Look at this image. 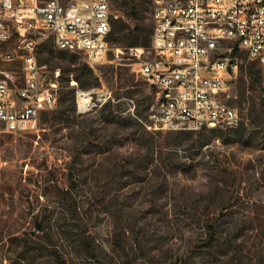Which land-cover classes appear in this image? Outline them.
I'll return each instance as SVG.
<instances>
[{
	"label": "rangeland",
	"instance_id": "obj_1",
	"mask_svg": "<svg viewBox=\"0 0 264 264\" xmlns=\"http://www.w3.org/2000/svg\"><path fill=\"white\" fill-rule=\"evenodd\" d=\"M111 11L117 40L93 67L49 32L26 33L46 82L59 70L56 104L33 129L0 125V264H264L260 66L233 55L221 99L234 127L156 128V88L115 50L150 44L152 0H115ZM18 37L11 27L0 45L15 100L22 64L2 54ZM83 65L93 72L86 89L71 72ZM79 90L93 95L88 111Z\"/></svg>",
	"mask_w": 264,
	"mask_h": 264
},
{
	"label": "built area",
	"instance_id": "obj_2",
	"mask_svg": "<svg viewBox=\"0 0 264 264\" xmlns=\"http://www.w3.org/2000/svg\"><path fill=\"white\" fill-rule=\"evenodd\" d=\"M115 0H0V45L16 28L20 37L2 59L21 61L22 86L10 98L12 73L1 71L0 125L7 131L36 127L42 111L56 104L59 70L46 82L44 65L35 56L36 41L26 35L47 31L58 49L79 52L90 67L113 49L109 40ZM118 1V0H117ZM226 45V52H218ZM244 51L264 78V0H152L149 47L115 48L157 90L156 128L197 131L210 122L237 119L222 101L227 75L236 67L233 50ZM177 95V102H170ZM78 110L91 109L89 91L79 90ZM264 101V86H262Z\"/></svg>",
	"mask_w": 264,
	"mask_h": 264
},
{
	"label": "trees",
	"instance_id": "obj_3",
	"mask_svg": "<svg viewBox=\"0 0 264 264\" xmlns=\"http://www.w3.org/2000/svg\"><path fill=\"white\" fill-rule=\"evenodd\" d=\"M116 24L113 23V29H111L110 33H109V40L110 42H115L117 40V37L115 36L117 32V30L115 29ZM150 43V41H149ZM149 45V44H148ZM148 45H141V46H145L147 47ZM237 52L236 48H234L233 50V55ZM61 59L62 57L59 56ZM73 63V62H70ZM71 72L73 73L74 78L77 80V82L79 83V87L82 89H86L87 87H89V85H94L93 82L90 81V79H93V72L92 70L87 66V65H83L80 68H74L71 70ZM249 77L253 76V73L250 71L249 74H247ZM212 132H216V129H211ZM233 131H236L233 130Z\"/></svg>",
	"mask_w": 264,
	"mask_h": 264
},
{
	"label": "bare ground",
	"instance_id": "obj_4",
	"mask_svg": "<svg viewBox=\"0 0 264 264\" xmlns=\"http://www.w3.org/2000/svg\"><path fill=\"white\" fill-rule=\"evenodd\" d=\"M60 50L67 51V49H60ZM71 53H79V52H71ZM170 102H177V95H170ZM236 123H237V119H229V121L226 122V125L219 124V122H210V124L206 128L229 129L234 127Z\"/></svg>",
	"mask_w": 264,
	"mask_h": 264
}]
</instances>
